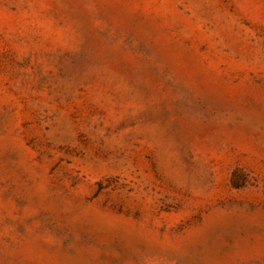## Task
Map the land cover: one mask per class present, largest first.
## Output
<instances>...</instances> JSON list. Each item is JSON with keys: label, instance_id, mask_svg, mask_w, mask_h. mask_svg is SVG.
Wrapping results in <instances>:
<instances>
[{"label": "rangeland", "instance_id": "374dc122", "mask_svg": "<svg viewBox=\"0 0 264 264\" xmlns=\"http://www.w3.org/2000/svg\"><path fill=\"white\" fill-rule=\"evenodd\" d=\"M0 264H264V0H0Z\"/></svg>", "mask_w": 264, "mask_h": 264}]
</instances>
